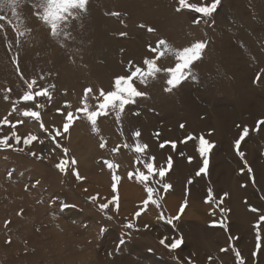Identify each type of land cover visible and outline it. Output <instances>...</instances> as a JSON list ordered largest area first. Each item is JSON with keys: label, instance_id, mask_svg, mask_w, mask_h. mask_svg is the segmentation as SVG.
I'll return each instance as SVG.
<instances>
[{"label": "rangeland", "instance_id": "obj_1", "mask_svg": "<svg viewBox=\"0 0 264 264\" xmlns=\"http://www.w3.org/2000/svg\"><path fill=\"white\" fill-rule=\"evenodd\" d=\"M36 3L18 0L15 14L0 3V119L21 121L15 128L21 137H38L28 146L14 139L11 147L0 146V264H237V251L243 264H264V124L258 126L264 121V0H220L208 17L177 11L178 0H88L87 10L62 24L58 36L37 17ZM160 39L177 50L197 41L206 47L172 91H165L163 71L146 83L134 78L145 95L126 105L119 121L111 108L98 116L93 133L76 113L85 89H92L86 102L95 111L103 99L99 91L114 90V79L137 66L146 69L144 60L156 57L149 46ZM176 62L166 54L157 67ZM42 89L50 99H21L25 91ZM25 110L38 111L40 120L22 116ZM69 111L81 118L64 133ZM245 128L241 157L235 141ZM12 131L0 125V137ZM201 136L213 147L206 172L197 176L204 160L197 151ZM136 144L147 148L137 153ZM61 159L69 162L65 173L55 167ZM105 161L118 166L116 192ZM147 163L154 172L144 183L162 198L159 207L143 205L144 183L135 179L137 171L148 175ZM161 167L168 169L162 179ZM164 183L171 188L164 191ZM209 190L213 198L206 202ZM113 196L116 202L101 211ZM163 238L181 244L170 249L160 244Z\"/></svg>", "mask_w": 264, "mask_h": 264}, {"label": "snow or ice", "instance_id": "obj_2", "mask_svg": "<svg viewBox=\"0 0 264 264\" xmlns=\"http://www.w3.org/2000/svg\"><path fill=\"white\" fill-rule=\"evenodd\" d=\"M6 2L8 6L13 8V14H15V5L17 4L18 0H0V3ZM179 7L177 8V11H180L181 9H188L194 13L199 14L203 17L211 16L217 9L218 4L220 3V0H212L210 4H195V3H189L188 0H178ZM87 4L88 0H38V3L34 5L38 9V11L35 13L37 17L46 24L51 32V35L58 36L61 31V25L66 24L70 18H78V13H82L87 10ZM5 19V17L0 16V20ZM200 22L199 19H194L193 23L198 24ZM149 32L154 31L152 28L147 29ZM22 34V33H21ZM121 35H124V33H121ZM206 44L203 41H197L192 43L188 47H184L183 49L177 50L172 48L168 44V42L164 39H160L157 41L156 46L152 47L149 46V51L156 54V57L154 59H148L146 58L144 60V65H146V69H142L141 67L137 66L135 67L134 71H131V74L128 76H119L114 79V90L105 92L103 89L99 91V97H102V101H99L96 110L92 111L89 110V105L87 104V98L90 93H92V89H85V95L82 100L83 107L76 109V113H82L83 118L90 123L91 130L93 133L98 132L97 127V117L102 115H107V110L109 108L112 109L116 113V118L119 121L120 115L125 109V106L128 104L135 103L136 97L144 96L145 93L137 90V88L133 85L132 81L134 78H138L140 83H146L147 78L152 77L155 78L157 73L163 71L168 75V79L166 80L167 87L165 88V91H172L173 88L179 86L182 81H184L187 78V73L190 71L191 65L199 60L202 57L203 50L205 49ZM166 54L174 56L175 60L177 61L175 63L174 67H169L166 69H161L157 67V60L160 59V57L165 56ZM129 64L131 65L132 62L129 61ZM259 79V77H258ZM36 83L35 80H33L31 83L27 84V88L29 90L33 89V85ZM35 96H45L50 97V93L47 89H42L40 91H25L21 99L23 101H31L34 99ZM99 97H96V99L99 100ZM7 98V97H6ZM37 107H40L37 105ZM16 109L13 108L12 111H15ZM59 111V110H58ZM11 115V113H9ZM22 116L28 117L30 119H33L35 121L40 120V113L38 111H32V110H25L21 113ZM80 116L75 115L73 112L69 111L67 112L65 116V123L63 125V132L67 133L69 131L70 125L73 124L74 120L80 119ZM18 123H21V121H17L16 123L10 122L7 117L0 119V125H8L10 126L13 131L8 136L0 137V146H3L5 148L11 147V145L8 144L9 139H14L17 143H20L21 141L25 146L30 145L33 141H36L38 139L37 136L33 134H28L26 137H21L17 135L15 128ZM260 124H264V121H258V126ZM40 127L43 128L44 125L41 123ZM181 127H184V125H181ZM248 134V129L245 128L240 135V138L235 141V146L237 149V154L241 157H243V153L239 151V146L241 144V141L245 138V136ZM56 135H61V132L57 130ZM134 137H139L140 133L134 132ZM188 139H192L191 136L188 137ZM101 148L105 147V143L101 142L99 145ZM173 148H175V143H172ZM161 147H164V144H161ZM213 145L209 143L207 140H205L202 136L199 138L198 142V148L197 151L200 153L201 157L204 158L203 160V167H201L197 172L196 175L200 176L201 173L206 172V168L208 165V159H207V153L210 148H212ZM147 148V145H141L136 144L134 147V151L139 153L144 151ZM18 151H22L23 149H16ZM117 149H113L115 152ZM67 149H64V152L67 153ZM31 155H35V153H31ZM40 158V157H37ZM189 162H191V157H189ZM68 161L66 159H61L59 163L55 165V167L61 172H66V166L68 165ZM77 162L75 159L71 161L72 165H75ZM107 166L113 171V184H112V190L113 192H116L117 190V184L116 181L119 180V177L115 175V170L118 167L115 163H108L105 161ZM171 159L168 161L169 168L171 167ZM145 167L147 168L148 175H145L143 172L137 171L135 173V179L137 181H140L142 183L149 180L150 176L154 172V167L152 163L145 164ZM168 169H165L161 167L158 170V175L161 177V179L165 176L166 171ZM249 172H251V169H248ZM72 174L76 177L77 180L82 179V177L79 175V172L76 171L74 168L72 169ZM11 175V174H10ZM132 173H129V177H132ZM192 181L190 180L189 183ZM162 187L164 191H167L171 188L170 184L164 183L162 184ZM144 188L147 193V198L142 202L144 206H147L149 204L155 205L159 207V202L161 197H159L158 193H155L154 188L149 187L147 183H144ZM154 193L155 197L154 198ZM227 196V193L224 194ZM98 198L97 196L89 197L90 201L95 202ZM212 193L211 190H209L208 198L206 202H209L212 200ZM117 200L116 196H113L110 201L107 203H102L99 205V208L101 211L104 209H107L109 207V204L115 203ZM186 207V201L185 203L181 204L180 206V213L183 212L184 208ZM144 209H141L134 213L133 218L141 215V212ZM223 211V210H222ZM250 211L256 212L257 209L250 208ZM177 214L176 217H168L167 223L171 224L173 220L179 218V214ZM19 214V213H18ZM160 219H164L163 215L159 217ZM261 221H264V216L260 217ZM7 223V222H6ZM127 228H132L133 224L128 223L125 225ZM147 228L148 226L145 225ZM167 238L161 239L159 242L161 245H164L165 247H168L170 249H175L181 244V240H174L171 244L166 243ZM257 239L259 240V236H257ZM259 246V245H258ZM221 251H226V249H222ZM237 257V264H243V261L240 260V253L237 251L236 253ZM255 255V253H253Z\"/></svg>", "mask_w": 264, "mask_h": 264}, {"label": "bare ground", "instance_id": "obj_3", "mask_svg": "<svg viewBox=\"0 0 264 264\" xmlns=\"http://www.w3.org/2000/svg\"><path fill=\"white\" fill-rule=\"evenodd\" d=\"M226 170L227 172L229 173L231 171V167L230 165H226ZM230 174V173H229ZM236 178H233V180H235ZM127 187V186H126ZM125 188V187H124ZM131 190L127 187L123 190V194H126V196H128L130 194ZM194 208V207H193ZM202 231V230H201ZM205 235V234H204ZM203 240V239H201ZM204 241V240H203ZM263 245L261 246V252H260V255H259V258L262 259V261H264V238H263Z\"/></svg>", "mask_w": 264, "mask_h": 264}]
</instances>
